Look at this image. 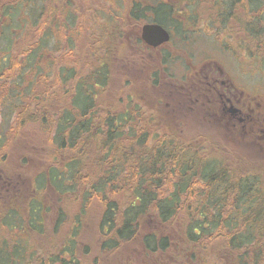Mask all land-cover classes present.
Returning <instances> with one entry per match:
<instances>
[{
    "label": "trees",
    "instance_id": "trees-1",
    "mask_svg": "<svg viewBox=\"0 0 264 264\" xmlns=\"http://www.w3.org/2000/svg\"><path fill=\"white\" fill-rule=\"evenodd\" d=\"M17 6L5 4L0 9L13 22L18 19ZM131 9V14L142 15L139 3ZM151 9L154 20L166 25L163 15L172 9ZM57 10H53V22L60 17ZM43 14L30 13L34 25L24 30L29 33L35 29L38 36L36 41H25L22 60L16 56L17 61L8 62L5 54L12 48L13 31L18 27L9 22L0 24V36L4 35V47H0V114L1 107L8 106L9 117L13 116L4 133L0 131V148L7 132L16 136L20 128L31 124L44 133L49 162L46 170L33 177L28 191L14 183L8 185L9 180L0 176V264H79L75 238L83 226L82 218L93 211L98 246L103 251L117 249L137 236L145 251L165 250L173 237L144 230L145 221L152 218L163 225L182 213L183 244L178 243L182 250L189 252L192 247L216 242L218 251L221 248L220 253L224 252L222 264H264V193L254 174L257 168H246L241 162L227 167L189 151L163 128H152L148 119H135L128 104L115 108L102 103V109L96 95L109 84L108 63L94 56L88 71L80 73L76 62L70 66L59 55L64 64L57 65L53 55L43 65L40 51L53 33ZM174 21L179 27L177 19ZM258 61L264 65V59ZM49 187L58 197L75 193L79 202L73 212L74 223L69 224L70 237L58 250L59 255L46 252L47 248L37 253L28 244L30 231L45 235L50 225L46 218L50 206L45 204L51 194ZM8 199L11 206H5ZM65 221L67 216L61 210L55 228ZM13 229L23 232L18 241L6 237Z\"/></svg>",
    "mask_w": 264,
    "mask_h": 264
},
{
    "label": "rangeland",
    "instance_id": "rangeland-1",
    "mask_svg": "<svg viewBox=\"0 0 264 264\" xmlns=\"http://www.w3.org/2000/svg\"><path fill=\"white\" fill-rule=\"evenodd\" d=\"M131 1L133 0H69L67 4L62 6L65 9L64 11L56 7L58 0H0V8L5 4L12 7L15 3L18 4L17 21L11 22V18L6 16V11L0 9V24L3 26L7 24L6 22H9L11 26L18 27L13 31L11 50L5 51V54L8 53V62L11 60L17 61L16 56L22 60L23 53H26L25 41L34 39L36 41L38 33H35V29L29 33L24 29L28 28L29 25H34L29 20L32 19L30 13L33 12V15H36L38 12L44 11L43 21L48 25H52L53 33L47 46L40 51L43 65L45 63L47 65L48 59L54 55L57 65L68 62L70 66L74 67V62H76L75 68H79L80 73L82 71V73H85L88 71V63L92 61L94 56H99L105 59L110 70L109 84L96 95V100L100 101L102 109H104L103 104H111L115 108L128 104L134 112L135 119H148L152 128H163L189 151L192 149L201 156H209L216 161L219 160L227 167L241 162V153L237 145L227 144L225 138H219L220 136L216 135L219 137L215 139L214 144L216 143V147L221 146L220 148L217 147L218 149L213 146V143H208L212 137L207 133L203 135L202 141L201 139L199 141L196 137V133L199 132L197 130L198 124L196 119L191 118V113H187L178 119L170 117L168 113L173 109L175 102L168 95V90L171 88L163 86V83L167 81L179 84L180 82L177 80L185 74L188 63L191 61L210 56L219 58L222 62L230 63L223 52V49L227 48L243 54L242 52L245 51L242 48L244 44L241 47L240 38L237 37L240 30L237 27V25L240 26L239 23L237 22L234 25L232 21V23L223 22L215 16L216 11H214L213 19V11L209 9L211 6L208 5V0H197V6L192 4L191 8L186 10L192 14L193 25L189 24V26L183 28L176 27L174 21L177 17L176 11L179 12L180 10H172L168 15H163L166 19V25L164 26L172 31L171 43L168 44V47L166 46L167 53L163 61L158 52H152L146 58L143 53L136 54L135 48L132 47L133 44L127 40L130 31H136L138 27V24L132 27L128 19ZM136 1L141 2V0ZM159 1L150 0L153 4ZM212 2L216 6L217 1L212 0ZM56 9H58L57 13L60 17L53 22L55 15L52 18V14L53 10ZM69 10L74 15V17L68 19L70 26L66 23L67 16L65 21L62 18V15L67 14ZM186 28L192 30V32L187 31ZM118 30L119 32H117ZM25 34L26 39L23 40L22 36ZM3 36H0V47L2 48L4 47L1 43ZM247 45L253 46L251 42H248ZM59 55L64 56V62L57 58ZM241 60L251 63L257 59L255 60V57L246 58L245 55V59ZM246 76L250 77V75ZM25 77L28 79L29 75ZM251 78V81L261 83L264 89V74L258 72ZM21 82L24 84L23 81ZM128 98L131 99L128 101ZM1 108L0 121L2 125L0 131L4 133L3 128L7 122L9 124L13 120V116L9 117L8 106ZM137 112L141 115H137ZM5 137L4 145L0 148V176L9 180L8 185L14 183L19 189L28 191L31 188L33 177L49 166L46 156L47 149L44 148L46 139L44 133L29 124L20 128L16 136L11 132H7ZM196 140L200 145L198 149L195 145ZM223 146H226L225 150H223ZM50 161H52V157H50ZM236 167H238L237 170L240 169L238 165ZM249 167L250 169L255 168ZM256 168L254 174L261 182L260 191L264 193V164ZM250 171L249 173H251ZM0 187V190H2V184ZM49 189L51 194L45 199V204L50 206L49 214L46 215L50 224L47 233L39 235L37 232L30 231L28 244L37 253L44 252L42 250L47 248L49 250L46 252H54L59 255L60 251L58 250L65 247L70 237L71 228H69V224L74 223L73 212L79 202L75 201L78 197L75 196V193L58 197V193L53 188L49 187ZM1 197L3 196L1 195ZM11 205L9 199L6 200L5 206ZM61 210L67 216V221L55 228L56 216ZM21 211L23 213V210ZM94 213L95 211L90 212L82 218L83 226L79 227L75 238V252H78L79 264H222L225 262L224 252L220 253L221 248L218 251L219 247L218 244H215L216 242H209L198 249L187 245V248L192 247V249L189 252L182 250L179 245L183 244L179 219L182 213L179 217L173 218L168 223H163V225L156 224L155 219L152 218L145 221L144 230L173 237V243L165 250L154 253L147 252L141 246L139 236H137L133 240L121 244L117 249L103 251L98 246L99 231ZM2 232L3 229L0 228V234ZM18 233L19 230L13 229L8 232L10 235L6 233V237L10 241H18L19 236H23V232L19 233L20 235H17ZM178 238L180 241H177Z\"/></svg>",
    "mask_w": 264,
    "mask_h": 264
},
{
    "label": "flooded vegetation",
    "instance_id": "flooded-vegetation-1",
    "mask_svg": "<svg viewBox=\"0 0 264 264\" xmlns=\"http://www.w3.org/2000/svg\"><path fill=\"white\" fill-rule=\"evenodd\" d=\"M68 1L58 0L57 3L55 2L56 7L65 11L62 6ZM196 1L160 0L155 4L150 0L131 1L128 19L132 27L136 24L138 27L136 31H130L127 40L133 44L135 53L138 55L143 53L144 57L148 58L152 52H158L163 61L167 53L166 48L171 43L172 31L160 21L154 20V12L151 8L169 7L174 11L180 10L181 12L176 11V19L180 23L179 26L183 28L194 24L192 14L186 10L190 9L192 4L197 6ZM211 1L208 0V5L211 6L209 9L213 11V19L214 11H216L215 16L223 22H234V25L239 23L240 26L237 25V27L240 30L237 37L240 38L241 47L244 44L242 48L245 51L241 54L234 49H223L225 57L230 60V63L210 56H204L196 61L190 60L185 74L177 80L180 82L179 84L171 81L163 83L165 88H171L168 90V95L175 102L168 115L173 119H178L191 113V118L196 119L198 124L199 132L196 133V137L199 141L200 139L202 141L203 135L206 133L212 137L211 140L213 139L209 140L210 144H214L215 139L219 136V138H225L227 144L237 145L244 167L256 168L264 164V89L261 83L251 81V77L258 72L264 74V68L258 61V59H264V2L262 0H216L215 6V3H211ZM135 2L143 8L142 15L131 14V7ZM71 17L74 15L69 10L65 14L68 26H70L68 19ZM147 23L160 24L168 31L169 40L155 47L147 44L142 39V26ZM186 30L192 32L190 29L186 28ZM230 37L232 36L230 35ZM248 42H251L253 46L247 45ZM245 55L246 58L255 57L257 60L251 63L242 61L241 59H245ZM246 75H250V77ZM198 140L195 141L197 149L200 147ZM213 146L216 149L221 147L217 146V148L216 143Z\"/></svg>",
    "mask_w": 264,
    "mask_h": 264
},
{
    "label": "water",
    "instance_id": "water-1",
    "mask_svg": "<svg viewBox=\"0 0 264 264\" xmlns=\"http://www.w3.org/2000/svg\"><path fill=\"white\" fill-rule=\"evenodd\" d=\"M170 38L168 31L157 23H147L142 26V39L155 47L167 42Z\"/></svg>",
    "mask_w": 264,
    "mask_h": 264
}]
</instances>
